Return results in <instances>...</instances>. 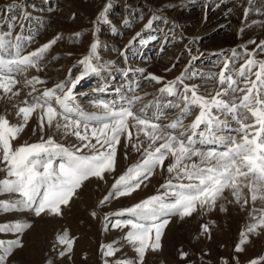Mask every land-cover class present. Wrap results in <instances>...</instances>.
Returning a JSON list of instances; mask_svg holds the SVG:
<instances>
[{
	"label": "snow or ice",
	"instance_id": "snow-or-ice-1",
	"mask_svg": "<svg viewBox=\"0 0 264 264\" xmlns=\"http://www.w3.org/2000/svg\"><path fill=\"white\" fill-rule=\"evenodd\" d=\"M257 4L258 0H247L245 19L249 13L264 15V5ZM111 7V0H107L97 14L87 53L67 69L64 79L49 87L46 70L58 57H48L64 39L63 34L57 33L33 48L46 26L40 23L32 30V14L24 0L0 5V90L9 99L25 93L19 105H14L18 123L11 122L6 113L0 114V172L4 173L0 177V194L11 197L0 199V213L21 214L16 219L0 221V234L14 237L0 238V264H8L15 251L24 247L23 236L33 225L23 213L35 218L62 217L87 183L93 179L105 181L106 176L113 182L98 201V209L114 200L132 197L142 186L146 188L157 171L167 173L155 194L103 214V230L118 229L123 236L100 245L102 264H144L149 250L162 249L164 229L172 216L204 215L217 207L226 212L227 204L242 211L251 205L250 222L240 233L236 253L245 250L251 235L264 232V58H257L264 56V40L258 44L250 40L248 44L255 45L250 51L247 44H241L239 50L231 49L230 55L220 53L223 59L218 73L193 70L192 62L198 59L195 55H191L180 75L168 81L144 67L128 66L120 70L125 82L113 89L116 98L90 99L89 111L79 99L89 94L78 92V86L89 76L102 77L115 71V62L105 60L101 54L104 44L96 28L98 24L111 23ZM136 19L143 20V15ZM157 20L163 17L153 13L141 31L119 50L126 64L137 41L147 45L158 39L155 34L143 36L153 30ZM123 24L131 27L133 20L125 19ZM112 31L117 29L113 27ZM82 35L75 32L68 39L75 43ZM169 39L170 35L165 37V43ZM186 50L192 53L190 47L186 46ZM173 68L175 64L166 71ZM30 72L36 74L29 77ZM21 75L25 77L23 81L17 78ZM197 78L202 83L186 82ZM141 81L162 83L159 96L145 103L149 94H140ZM105 91L107 87L100 86L93 94ZM166 110L177 111L167 123ZM190 118L191 122L185 123ZM33 120L36 123L32 134L38 131L37 139L14 145ZM68 137L75 142H62ZM130 152L137 158L116 174L119 158L127 160ZM97 215V211L91 212L93 218ZM214 223L203 224V232L210 233ZM54 239L52 251L57 257L72 253L75 238L67 229ZM125 244L134 249L135 258L117 256ZM188 255L180 251L181 259ZM222 262L228 264L224 258ZM262 262L264 256L248 264ZM44 264H55V258L46 259ZM233 264H239L238 256L233 257Z\"/></svg>",
	"mask_w": 264,
	"mask_h": 264
},
{
	"label": "rangeland",
	"instance_id": "rangeland-1",
	"mask_svg": "<svg viewBox=\"0 0 264 264\" xmlns=\"http://www.w3.org/2000/svg\"><path fill=\"white\" fill-rule=\"evenodd\" d=\"M10 2L12 0H0V5ZM106 2L107 0H24L28 11L32 14L30 21L32 30L35 31L40 23L46 26L37 36V43L32 45L33 48L57 33L64 36V39L53 47L48 57L49 60L52 56L58 58L48 64L47 86L50 87L52 83L64 79L67 69L87 53L94 38L93 23ZM111 3L112 7L108 12L111 23L98 24L96 28L97 35L104 44L101 54L105 60L115 62L113 65L115 71L106 73L102 77L89 76L78 86V92L89 94L79 97L82 105L89 111L92 110L88 106L89 100H85L88 97L89 99L116 98L113 89L125 82L120 70L128 66L144 67L148 72L163 76L168 81L180 75L188 65L191 55H195L198 59L192 62L193 70L200 73H218L223 59L220 53L230 55V50L233 48L239 50L238 46L241 44H247L250 51L255 47L254 44H248L250 40L256 41L257 44L264 40V23H253V21H264V15L249 13L245 19L243 10L247 7V0H111ZM217 4L219 7L216 6ZM261 5H264V0H258L257 6ZM153 13L163 17V20L155 21L153 30L143 33V36L147 38L148 35L155 34L158 39L150 41L147 45H140L137 41L128 53L130 58L126 64L124 58L119 55V50L128 44L137 31H141ZM141 14L143 20L136 19ZM125 19L133 20L131 27L123 24ZM113 27L117 29L116 32L112 31ZM157 29L159 31H156ZM75 32H82L83 35L73 43L68 37ZM169 35L170 39L165 43V37ZM186 46L192 49L191 54L186 50ZM69 52L72 53L71 56L68 55ZM173 64L175 68L166 71ZM34 74L36 73L30 72L27 75L30 77ZM40 75L44 77V73ZM17 78L23 81L25 77L21 75ZM186 82L200 84L202 80L197 78ZM88 85L94 88L82 91ZM100 86H106L107 91L93 94V90ZM162 86V83L157 84L154 81H141L140 94L143 95L145 92L149 94L144 102L147 103L159 96L158 89ZM24 95L25 93L22 92L19 97L9 99L0 90V114L6 113L11 122L18 123L14 105H19ZM164 102L161 100V103ZM166 111L168 119L165 123L170 122L177 114L176 110ZM192 118L185 123H190ZM35 123V120L29 123L21 136L14 141V145L31 143L37 139L39 132L37 131L35 136L32 134ZM56 138L61 139L59 134H56ZM62 142L75 141L72 137H68ZM136 158V154L131 152L127 160L121 156L116 174L122 172ZM3 175L4 173L0 172V177ZM166 175L167 173L161 175L157 171L146 188L142 186L132 197L114 200L107 207L98 209L97 204L113 182L112 177L108 176L105 181L93 179L87 183L70 208L64 209L62 217L35 218L31 214L23 213L22 215L30 220L33 226L23 236L24 247L15 251L8 264H44L49 258H55V264H102L100 245L123 236L118 229L103 230V214L130 206L148 195L155 194ZM225 195L229 200L232 199L227 192ZM9 198H11L9 194H0V199ZM226 207L228 209L226 212L217 207L204 215L193 214L192 217L185 218L172 216L164 229L162 249L149 250L144 264H223L222 258L226 259L228 264H233L234 256L239 257V264H248V261L264 256V232L251 235L242 253L234 251L242 229L250 222L248 211L251 210V205L243 211L233 204H227ZM93 210L98 213L95 218L91 216ZM19 215L21 214L0 213V221L16 219ZM210 221L215 223L210 225V233H204L202 225ZM64 229L69 231L70 237L75 238V244L72 253L59 258L56 252L52 251V245L55 242V235ZM0 238L14 237L12 234H0ZM58 247L62 248V246ZM181 250L189 253L186 259L180 258ZM117 256L135 258L136 253L130 245L125 244Z\"/></svg>",
	"mask_w": 264,
	"mask_h": 264
},
{
	"label": "bare ground",
	"instance_id": "bare-ground-1",
	"mask_svg": "<svg viewBox=\"0 0 264 264\" xmlns=\"http://www.w3.org/2000/svg\"><path fill=\"white\" fill-rule=\"evenodd\" d=\"M97 82L98 81H96V83L95 84H97ZM94 88V86H92V85H88V86H86L84 89H82V91H86V90H92ZM91 99V98H90ZM89 99V97L88 98H86L85 100H90Z\"/></svg>",
	"mask_w": 264,
	"mask_h": 264
}]
</instances>
